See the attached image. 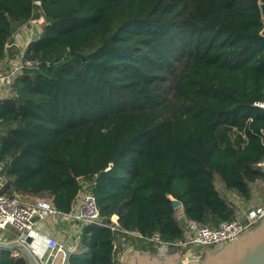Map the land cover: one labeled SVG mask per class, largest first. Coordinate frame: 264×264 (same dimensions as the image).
<instances>
[{"label":"trees","instance_id":"obj_1","mask_svg":"<svg viewBox=\"0 0 264 264\" xmlns=\"http://www.w3.org/2000/svg\"><path fill=\"white\" fill-rule=\"evenodd\" d=\"M260 3L0 0V65L22 53L16 32L44 19L23 51L39 68L0 99L2 190L63 212L80 191L95 196L102 225L83 227L70 264H120L126 246L158 253L155 234L182 241L174 200L193 223L242 218L264 185ZM0 264L28 262L0 248Z\"/></svg>","mask_w":264,"mask_h":264},{"label":"built area","instance_id":"obj_2","mask_svg":"<svg viewBox=\"0 0 264 264\" xmlns=\"http://www.w3.org/2000/svg\"><path fill=\"white\" fill-rule=\"evenodd\" d=\"M44 19L31 20L26 26L30 24L28 32L35 31L36 24H43ZM14 40L16 37L14 35ZM16 46L21 47L16 43ZM18 58L19 63H14L13 60L7 59L4 64L0 65V70L5 65H11L8 71H0V85L4 83L13 84L18 78L20 72H25L27 69H37L40 66L38 60L23 58V51ZM23 72V73H24ZM18 76V77H17ZM258 106L264 107L263 103H257ZM264 167V162L260 164ZM182 208V206H181ZM183 210V208H182ZM38 216L40 220L46 217L58 219L62 223H67L76 228V236L82 233V229L86 225L99 224L101 222V212L97 204L95 196L82 190L78 193L74 207L70 212H63L59 210L53 202V199H35V200H21L18 196L8 197L2 190L0 181V231H5L8 228H13L15 235L13 241L16 243H24L23 238L28 236L36 237L35 223L32 218ZM184 221V239L178 243L164 242L159 234H155L150 241L155 243L158 254H165L170 248L176 247L182 254L181 249L186 253L184 258L195 256L196 250H206L212 245L219 242H229L238 239L244 232L253 228L264 216V206H257L255 209L251 208L244 214V218L233 221L221 222L217 227H211L205 224L193 223L188 221L184 213L182 214ZM109 227L113 232L119 229V216L113 215L110 218ZM141 237V236H140ZM1 242V241H0ZM56 241L48 239L47 246L54 248ZM194 253V254H193ZM198 256V254L196 255Z\"/></svg>","mask_w":264,"mask_h":264},{"label":"water","instance_id":"obj_3","mask_svg":"<svg viewBox=\"0 0 264 264\" xmlns=\"http://www.w3.org/2000/svg\"><path fill=\"white\" fill-rule=\"evenodd\" d=\"M259 6L264 24V3ZM261 34L264 36V27ZM173 205L177 208L181 203L174 200ZM32 222L35 223L36 237L28 236L23 238L24 243H16L11 236L7 242H0V248L23 255L28 264H70L76 249L75 242L58 232L52 217L40 220L34 216ZM48 239L56 241L54 248L47 246ZM142 252L129 247L121 258V264H264V216L238 239L212 245L201 256L184 258L176 247L165 254Z\"/></svg>","mask_w":264,"mask_h":264},{"label":"rangeland","instance_id":"obj_4","mask_svg":"<svg viewBox=\"0 0 264 264\" xmlns=\"http://www.w3.org/2000/svg\"><path fill=\"white\" fill-rule=\"evenodd\" d=\"M29 28H31L30 24L28 26H25V27L21 28L20 30H18L16 32L15 37H18V34L20 32H22V31H27L28 32ZM35 29H36L35 31L29 32V35L27 36V38H25V40H26L25 42L26 43L23 42L21 48H23V49L26 48V46L28 45V43L30 41H33V40L37 39L40 36V34L42 32V24H40V25L36 24ZM13 62L14 63H19L20 62V59L18 58V56L17 57H15V56L13 57ZM10 67H11V65H8V66L5 65V66L2 67V69H3V71H8L10 69ZM3 71H1V72H3ZM23 72H20L18 74V76H21L23 74ZM11 82L14 83V81H12V80H11ZM1 88H2V93L5 94V95H3L5 98L10 97L13 94V93H11L12 91H10L11 85H9V83H4L1 86ZM218 187H219L220 191L222 192V194L224 195V197L227 198V200L236 203L237 206L239 205V203L241 202V199L238 197V195L235 192L228 191L224 187H222L221 185H218ZM251 203L254 204V206L252 207L253 209H255L257 207V205H259V204L262 205V206H264V185L263 184L256 185V186L253 187V195H252ZM247 208L248 207L245 206L243 208L244 211H246V210L248 211ZM177 209H178V217H179V220L182 221L183 220V218H182L183 210H182L181 206L177 207ZM56 221H58V219ZM78 238H79L78 236H74V239L77 241V243H78ZM129 247H132V246H129ZM129 247L126 246L125 247L126 249L125 250H121V252L118 254V259L120 260V264H121V258H122V256L124 255V253H126L128 251V248ZM204 251L205 250L199 249L198 252L197 251L195 252V256L197 254H198V256H201V254ZM181 252H182V255L185 256V253L186 252L183 249H181ZM142 253H146V252H142ZM148 253H150V252H148ZM151 254L152 255H157L158 253H151Z\"/></svg>","mask_w":264,"mask_h":264},{"label":"crops","instance_id":"obj_5","mask_svg":"<svg viewBox=\"0 0 264 264\" xmlns=\"http://www.w3.org/2000/svg\"><path fill=\"white\" fill-rule=\"evenodd\" d=\"M28 24V23H27ZM26 24V25H27ZM26 25H24L23 27H25ZM22 27V28H23ZM29 35V32H27V31H22V32H20L19 34H18V37H16V41H15V43H17V44H19L20 46H22V44H23V42H25L26 40H25V38H27V36ZM26 43V42H25ZM1 86L2 85H0V99H5V97L3 96V95H5V94H3L2 93V88H1ZM13 87H14V83L13 84H11V89H10V91H12L11 93H13ZM254 206V204H252L251 203V200H250V202H249V206H248V211L252 208ZM257 206H262V205H257ZM248 211H246L245 213H247ZM245 213H243V215H242V217L244 216V214ZM182 218H183V216H182ZM53 220H54V222H55V226H56V228H57V230H58V232H61V233H64V234H66V237L67 238H71L74 242H75V245H76V247H77V241L74 239V236H76V228L74 227V226H72V225H70V224H67V223H62V222H60V221H56V219H54L53 218ZM184 221H185V219H183L182 221H181V223L184 225ZM14 235H15V231H14V229L13 228H8L7 230H5V231H0V241L1 242H7L8 241V237H14ZM197 252L199 251V250H196Z\"/></svg>","mask_w":264,"mask_h":264}]
</instances>
